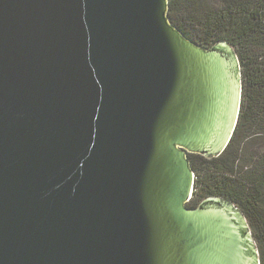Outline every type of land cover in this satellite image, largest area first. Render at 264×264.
<instances>
[{"label": "water", "instance_id": "water-1", "mask_svg": "<svg viewBox=\"0 0 264 264\" xmlns=\"http://www.w3.org/2000/svg\"><path fill=\"white\" fill-rule=\"evenodd\" d=\"M168 0H0V264H260L244 214L192 208L239 59L185 37Z\"/></svg>", "mask_w": 264, "mask_h": 264}, {"label": "trees", "instance_id": "trees-1", "mask_svg": "<svg viewBox=\"0 0 264 264\" xmlns=\"http://www.w3.org/2000/svg\"><path fill=\"white\" fill-rule=\"evenodd\" d=\"M168 18L185 37L211 49L226 43L241 66L237 128L221 156L189 155L196 175L189 207L211 198L246 217L264 264V0H168Z\"/></svg>", "mask_w": 264, "mask_h": 264}, {"label": "rangeland", "instance_id": "rangeland-1", "mask_svg": "<svg viewBox=\"0 0 264 264\" xmlns=\"http://www.w3.org/2000/svg\"><path fill=\"white\" fill-rule=\"evenodd\" d=\"M203 157V156H202ZM251 229V228H250ZM251 233H252V229H251ZM252 236H253V233H252ZM255 240V239H254ZM256 242V241H255Z\"/></svg>", "mask_w": 264, "mask_h": 264}]
</instances>
